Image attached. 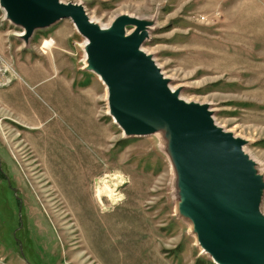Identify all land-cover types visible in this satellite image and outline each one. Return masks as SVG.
<instances>
[{"label": "rangeland", "instance_id": "obj_1", "mask_svg": "<svg viewBox=\"0 0 264 264\" xmlns=\"http://www.w3.org/2000/svg\"><path fill=\"white\" fill-rule=\"evenodd\" d=\"M60 1L100 26L152 21L141 50L180 98L245 140L264 178V0ZM21 32L0 11V264H213L176 214L161 134L123 137L71 22L26 44ZM105 177L117 201L97 196Z\"/></svg>", "mask_w": 264, "mask_h": 264}, {"label": "water", "instance_id": "obj_2", "mask_svg": "<svg viewBox=\"0 0 264 264\" xmlns=\"http://www.w3.org/2000/svg\"><path fill=\"white\" fill-rule=\"evenodd\" d=\"M0 10L24 44L35 30L69 20L85 40L82 70L104 86L107 115L123 137L161 134L176 214L197 247L213 264H264V178L245 140L216 125L207 104L180 98L141 50L152 21L120 14L100 26L81 4L60 0H0Z\"/></svg>", "mask_w": 264, "mask_h": 264}, {"label": "bare ground", "instance_id": "obj_3", "mask_svg": "<svg viewBox=\"0 0 264 264\" xmlns=\"http://www.w3.org/2000/svg\"><path fill=\"white\" fill-rule=\"evenodd\" d=\"M1 11V10H0ZM2 12V11H1ZM2 14H3V12H2ZM3 18H4V16H3ZM4 20V19H3ZM91 20H93L92 18H91ZM19 35H21V33L20 34H18V36ZM84 43H85V40L80 44V46H81V48L83 47V45H84ZM83 61H84V54H83ZM2 65H1V63H0V83L2 82L3 83V85L4 84H6L7 83V78L6 77H4V74H3V70H2ZM97 79H98V77H97ZM99 80V79H98ZM9 82V81H8ZM101 83V82H100ZM172 90H173V88H172ZM187 101V100H186ZM113 121V120H112ZM114 123V122H113ZM115 124V123H114ZM98 184V183H97ZM113 187H115V186H113ZM112 189H114V188H112ZM109 186H108V182L106 181V177H105V179H103V181H102V187H100L99 186V184L97 185V189H96V192H97V196L99 197V198H101V197H106L107 198V201L108 202H114V201H117L118 200V194H115V189L114 190H112ZM199 251H200V253H203L200 249H199Z\"/></svg>", "mask_w": 264, "mask_h": 264}, {"label": "trees", "instance_id": "obj_4", "mask_svg": "<svg viewBox=\"0 0 264 264\" xmlns=\"http://www.w3.org/2000/svg\"><path fill=\"white\" fill-rule=\"evenodd\" d=\"M1 177V176H0Z\"/></svg>", "mask_w": 264, "mask_h": 264}]
</instances>
